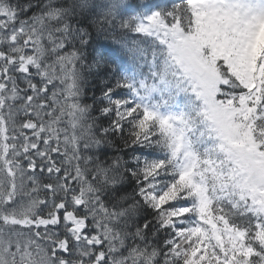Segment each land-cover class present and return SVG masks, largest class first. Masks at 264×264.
Wrapping results in <instances>:
<instances>
[{
	"label": "snow or ice",
	"instance_id": "1",
	"mask_svg": "<svg viewBox=\"0 0 264 264\" xmlns=\"http://www.w3.org/2000/svg\"><path fill=\"white\" fill-rule=\"evenodd\" d=\"M0 264H264V0H0Z\"/></svg>",
	"mask_w": 264,
	"mask_h": 264
},
{
	"label": "trees",
	"instance_id": "2",
	"mask_svg": "<svg viewBox=\"0 0 264 264\" xmlns=\"http://www.w3.org/2000/svg\"><path fill=\"white\" fill-rule=\"evenodd\" d=\"M156 1L162 2V3L167 2L165 4H169L170 3V0H156ZM131 2L133 4H135L137 2V0H131ZM96 43H97V48L99 49V51L107 54L110 59L115 58V54L113 52V46L111 45L110 41H105V40H103L101 38ZM92 91H95L96 95L100 94V87H99L98 83H97V86L94 89H92V90H90L88 92V95L85 97V102H89V97L92 95ZM125 188H126V191L131 192V186L130 185L125 186Z\"/></svg>",
	"mask_w": 264,
	"mask_h": 264
},
{
	"label": "rangeland",
	"instance_id": "3",
	"mask_svg": "<svg viewBox=\"0 0 264 264\" xmlns=\"http://www.w3.org/2000/svg\"><path fill=\"white\" fill-rule=\"evenodd\" d=\"M152 2H153V3H159V4H162V5L165 4V3H167V2H165V3L158 2V1H156V0H152Z\"/></svg>",
	"mask_w": 264,
	"mask_h": 264
}]
</instances>
